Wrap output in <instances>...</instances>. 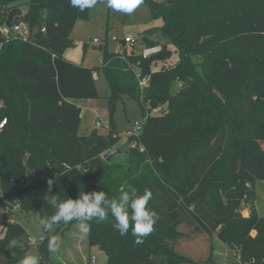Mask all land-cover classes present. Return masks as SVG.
Wrapping results in <instances>:
<instances>
[{
	"label": "trees",
	"instance_id": "trees-1",
	"mask_svg": "<svg viewBox=\"0 0 264 264\" xmlns=\"http://www.w3.org/2000/svg\"><path fill=\"white\" fill-rule=\"evenodd\" d=\"M147 1L163 24L143 32L141 50L161 45L162 52L143 59L132 48L124 61L106 47L103 64L85 68L64 52L74 44L76 20L90 9L70 0H0V264L30 254L18 213L36 212L39 221L54 214L44 199L49 179L58 200L101 190L111 200L128 185L152 192L149 206L159 218L142 244L131 222L123 236L110 214L90 222L89 247L97 246L107 264H214L212 238L227 247L231 264H264V217L255 206L256 181H264V0ZM14 9L23 12L14 24L27 26L26 41L1 31ZM162 39L177 61L167 63L172 52ZM138 63L142 77L150 76L143 93L127 68ZM98 74L109 87L110 113L127 95L143 120L139 136L127 138L110 162L104 156L121 140L114 119L105 134L80 135L74 102L100 98ZM156 108L161 114L146 118ZM75 225L55 224L53 235L41 225L39 264L50 263L49 239ZM196 235L209 240L192 258L185 244Z\"/></svg>",
	"mask_w": 264,
	"mask_h": 264
},
{
	"label": "rangeland",
	"instance_id": "rangeland-1",
	"mask_svg": "<svg viewBox=\"0 0 264 264\" xmlns=\"http://www.w3.org/2000/svg\"><path fill=\"white\" fill-rule=\"evenodd\" d=\"M154 1L162 3L166 0ZM162 24V18H152V10L147 0H142V3L128 14L108 7L107 0H97L96 5L90 8L88 18L80 15L76 20L70 32V38L74 44L64 52V57L80 67H99L103 64V51L106 47L110 53L119 50L121 47L120 41L107 44L106 41L113 37H118L120 40L125 36L134 37L137 40V45L133 51L137 53L138 50L141 51L140 41L143 38V32L146 29L158 27ZM153 39H158V36H154ZM94 40H99L101 44L96 45L93 42ZM162 42L172 52L171 60L167 63L177 61L178 55L173 45L168 44L163 39ZM139 65L140 63L136 67L140 68ZM132 67L135 68L133 65ZM132 67L127 68L133 71ZM95 80L100 98L74 101L81 108L79 134L87 135L95 129L98 133L105 134L112 118L117 126L115 130L121 136V140L115 147L116 150L127 143L125 132L137 122H141L140 107L134 99L123 95L116 100L115 108L111 114L107 100L110 93L109 87L101 74L96 75ZM98 123L99 126H97ZM259 144L264 149V140L259 141ZM255 195L256 209L259 215L264 217V181H256ZM241 213L244 216L249 214V209L246 205H242ZM17 221L26 230L22 238L24 243L29 245L30 238L40 242L41 238L44 237L45 232L40 224L38 213H18L16 215ZM55 231L56 227H52L51 235ZM4 233L5 229L0 228V240L3 238ZM55 237L57 239V250L55 252L50 251L49 264H90L89 259H95L94 264H107L105 254L97 246L89 247L88 233H81L78 225L68 230L65 228L60 229ZM208 240L203 235H196L190 243L186 242V248L190 249L187 252L192 255V258L202 254L203 247L207 245ZM211 242L214 246V264H231L232 259L227 247L216 238H212ZM30 254L37 255V247H30Z\"/></svg>",
	"mask_w": 264,
	"mask_h": 264
},
{
	"label": "clouds",
	"instance_id": "clouds-1",
	"mask_svg": "<svg viewBox=\"0 0 264 264\" xmlns=\"http://www.w3.org/2000/svg\"><path fill=\"white\" fill-rule=\"evenodd\" d=\"M97 0H70L74 8L81 11L94 7ZM142 3V0H107L108 7L123 13H131L136 6ZM56 181L48 180L47 193L44 199L51 205L55 212L51 216L42 217L40 224L45 230L51 231L55 224L71 223L76 221L79 231L87 234L90 231V222L95 220L97 223L105 221L109 214L114 219V228L120 235L129 233L130 222L132 235L136 237V243L142 244L143 238L149 236L153 230L158 214L149 206L152 199V192L145 189L143 194L138 193L137 189L128 185L127 190H123L118 198L109 199L108 193L101 191L84 192L80 191L77 198L67 197L64 200H58L57 195H51L53 185ZM16 243L15 240L9 242V247ZM49 250H57V239H49ZM19 264H39L37 255L25 254Z\"/></svg>",
	"mask_w": 264,
	"mask_h": 264
},
{
	"label": "built area",
	"instance_id": "built-area-1",
	"mask_svg": "<svg viewBox=\"0 0 264 264\" xmlns=\"http://www.w3.org/2000/svg\"><path fill=\"white\" fill-rule=\"evenodd\" d=\"M1 31L3 32V34L5 36H10V35H19L22 37V39L24 41L27 40L28 37V29L27 26L23 23H19V24H12V27L10 29H8L6 27V25H4L1 28ZM44 32V30H43ZM121 42V47H123L124 49H121V47L119 48V50H116L114 53L118 56L121 57V59H123L124 61H126L128 58L126 57V54L124 53L126 51V53L129 51V49L135 48L136 47V43L137 40L134 37L131 36H125L123 39H119L118 37H113L110 39V42ZM96 45L101 44V42L99 40H94L93 41ZM162 52V46L161 45H157V46H152V47H145L143 50H141V56L143 59H148L154 55H157L159 53ZM132 67V66H130ZM133 72L135 74V76L138 79L139 82V88L141 90V92L143 93L144 90L149 86V80H150V76H145L142 77V73L141 70L137 67H132ZM163 111L162 108H156L153 109L152 111H148L147 113V117L149 116H155L160 115L161 112ZM145 120V119H144ZM142 123L143 120H141V122H137L131 129L127 130L125 132V136L126 138L129 137H134V136H139L140 132H141V127H142ZM6 125V120H3L2 122H0V132L3 130L4 126ZM99 126V123L98 125ZM141 152H144V148H141ZM43 241V237L41 238L40 242ZM32 238H30V247H37L38 244L40 243ZM237 262L241 263L240 258H238ZM95 263V259L91 260V264ZM242 264H257L255 260H250V261H246L243 262Z\"/></svg>",
	"mask_w": 264,
	"mask_h": 264
},
{
	"label": "water",
	"instance_id": "water-1",
	"mask_svg": "<svg viewBox=\"0 0 264 264\" xmlns=\"http://www.w3.org/2000/svg\"><path fill=\"white\" fill-rule=\"evenodd\" d=\"M22 15H23V12H22L21 9H14V10H12V11L9 13L8 17H7V20H6V23H5L6 27H7L8 29H10V28L12 27V24H13L14 22L18 21V19H19ZM119 154H121V150H120V149H117V150H115V151H110V152H108L107 154H105V156H104V160H106L107 162H110L115 156H117V155H119ZM240 165H241V163L239 162V163H238L239 168H240Z\"/></svg>",
	"mask_w": 264,
	"mask_h": 264
},
{
	"label": "crops",
	"instance_id": "crops-1",
	"mask_svg": "<svg viewBox=\"0 0 264 264\" xmlns=\"http://www.w3.org/2000/svg\"><path fill=\"white\" fill-rule=\"evenodd\" d=\"M71 62V61H70Z\"/></svg>",
	"mask_w": 264,
	"mask_h": 264
}]
</instances>
